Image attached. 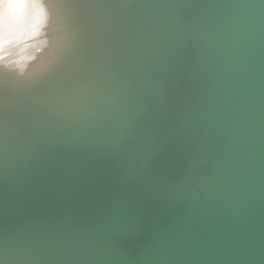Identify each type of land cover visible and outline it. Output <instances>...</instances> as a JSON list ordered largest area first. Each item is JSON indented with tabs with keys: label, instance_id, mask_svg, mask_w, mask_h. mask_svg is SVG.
<instances>
[{
	"label": "bare ground",
	"instance_id": "6f19581e",
	"mask_svg": "<svg viewBox=\"0 0 264 264\" xmlns=\"http://www.w3.org/2000/svg\"><path fill=\"white\" fill-rule=\"evenodd\" d=\"M0 10V264H264V0Z\"/></svg>",
	"mask_w": 264,
	"mask_h": 264
},
{
	"label": "rangeland",
	"instance_id": "374dc122",
	"mask_svg": "<svg viewBox=\"0 0 264 264\" xmlns=\"http://www.w3.org/2000/svg\"><path fill=\"white\" fill-rule=\"evenodd\" d=\"M1 12H2V11L0 10V13H1ZM28 16H29V18H30L29 20H31V23H30L29 21H28V22H29L30 25H31V24H33L32 19H33V21H34L35 19H34V16H33V18L31 17V14H28L27 17H28ZM106 16H107L108 18H112V17L114 16V14H112V13L109 12V13L106 14ZM27 17H26V19H27ZM31 18H32V19H31ZM27 20H28V19H27ZM6 21H7V20H6ZM26 22H27V21H26ZM28 22H27V24H28ZM6 24H8V23H6ZM9 24H10V22H9ZM42 29H43V28H42ZM44 29L46 30V27H45V26H44ZM44 29H43V30H44ZM43 30H42V31L39 30L41 33H40V32L38 33V37H39V35H40V36H41V35L43 36V32H44V34H46V33L48 32V28H47V30H46V33H45V30H44V31H43ZM37 32H38V31H37ZM94 32H95V33L97 32V28L94 30ZM110 32H111V31H110ZM34 33H35V32H34ZM29 35H30V37H33L34 39H37L36 37H34V36H37L36 33H35V35L32 33V36H31V34H29ZM33 35H34V36H33ZM25 36H26V35H25ZM25 36H24V37H25ZM39 38H40V37H39ZM28 39H29V38H28ZM111 45H113L112 40H111ZM115 51H116V50H115ZM115 51H114V53L111 55L112 61H114V63H115V60H114V59H115ZM27 76H28V75H27Z\"/></svg>",
	"mask_w": 264,
	"mask_h": 264
},
{
	"label": "water",
	"instance_id": "95a60500",
	"mask_svg": "<svg viewBox=\"0 0 264 264\" xmlns=\"http://www.w3.org/2000/svg\"><path fill=\"white\" fill-rule=\"evenodd\" d=\"M93 7H95V5L91 6V8H93ZM131 8H132V7H131ZM131 8H130V9H131ZM133 8H134V7H133ZM133 13H134V12H129L127 15H132ZM88 15H90V13H88V14L86 15V18H85V19H87V20H89V21H95V20H90V19H93V18H95V17H90V16H89L90 18H88ZM97 32H98V30H97ZM97 32H96V33H97ZM96 33H95V34H96ZM149 86H150V85H149ZM27 160H28V159H25L23 162H21V165L25 164V163L27 162ZM1 175H3V174H0V176H1ZM3 176H4V175H3Z\"/></svg>",
	"mask_w": 264,
	"mask_h": 264
}]
</instances>
